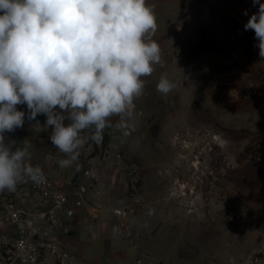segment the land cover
Here are the masks:
<instances>
[{
  "label": "rangeland",
  "instance_id": "374dc122",
  "mask_svg": "<svg viewBox=\"0 0 264 264\" xmlns=\"http://www.w3.org/2000/svg\"><path fill=\"white\" fill-rule=\"evenodd\" d=\"M146 3L157 23L146 39L158 43L161 63L141 78L131 117H110L102 143L89 139L68 168L51 130L33 132L34 121L5 133V143L27 139L64 189L92 169L85 204L119 208L157 263L264 264V58L244 30L259 5ZM162 74L175 84L167 95L156 90Z\"/></svg>",
  "mask_w": 264,
  "mask_h": 264
},
{
  "label": "clouds",
  "instance_id": "9594fccd",
  "mask_svg": "<svg viewBox=\"0 0 264 264\" xmlns=\"http://www.w3.org/2000/svg\"><path fill=\"white\" fill-rule=\"evenodd\" d=\"M252 2L259 8L244 30L254 31L264 58V3ZM156 29L146 0H0V191L45 180L30 163L27 139L5 143V133L26 119L35 133L51 130V144L65 156L59 166L68 168L89 139L102 143L110 117L132 116L141 78L161 63L158 43L146 39ZM174 87L162 74L156 90L167 95Z\"/></svg>",
  "mask_w": 264,
  "mask_h": 264
},
{
  "label": "built area",
  "instance_id": "2783aa9c",
  "mask_svg": "<svg viewBox=\"0 0 264 264\" xmlns=\"http://www.w3.org/2000/svg\"><path fill=\"white\" fill-rule=\"evenodd\" d=\"M45 180L25 179L15 191H0V264H83L69 248L72 219L86 202L92 169L76 185L61 188L47 162L31 158ZM140 261V260H139Z\"/></svg>",
  "mask_w": 264,
  "mask_h": 264
},
{
  "label": "crops",
  "instance_id": "0c3cea01",
  "mask_svg": "<svg viewBox=\"0 0 264 264\" xmlns=\"http://www.w3.org/2000/svg\"><path fill=\"white\" fill-rule=\"evenodd\" d=\"M122 218L119 208L85 204L72 219L69 248L83 264H165L156 262L155 255L140 242V233Z\"/></svg>",
  "mask_w": 264,
  "mask_h": 264
},
{
  "label": "water",
  "instance_id": "95a60500",
  "mask_svg": "<svg viewBox=\"0 0 264 264\" xmlns=\"http://www.w3.org/2000/svg\"><path fill=\"white\" fill-rule=\"evenodd\" d=\"M117 212V210H115V213Z\"/></svg>",
  "mask_w": 264,
  "mask_h": 264
}]
</instances>
